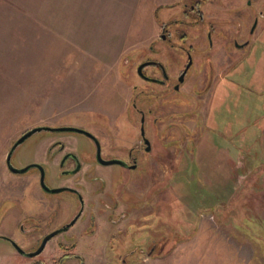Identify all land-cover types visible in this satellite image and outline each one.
I'll list each match as a JSON object with an SVG mask.
<instances>
[{
    "label": "rangeland",
    "instance_id": "rangeland-1",
    "mask_svg": "<svg viewBox=\"0 0 264 264\" xmlns=\"http://www.w3.org/2000/svg\"><path fill=\"white\" fill-rule=\"evenodd\" d=\"M173 1L178 0H139L131 33L124 37V26L131 19V0H0V264H54L62 254L54 252L55 240L61 234L49 240L34 258L14 249V244L28 246L29 232L34 228L43 234L58 224H46L47 214L41 212L42 223L23 222L27 234L23 233L20 219L39 209L41 193L35 171L15 175L7 170L5 157L13 143L36 126H75L95 134L105 156L115 158L111 154L124 155L140 144L138 109L145 114L150 152L159 153V161L150 155L147 166L133 173L116 164L102 166L106 182L100 187L83 178L79 182L86 190L103 188L93 196L96 203L99 199L110 201L111 173L122 185L128 179L125 188L133 195L148 191V206L143 212L150 210L149 219L142 234L144 238L160 237L159 245L149 255L135 253L123 261L122 240L127 238L117 236L108 243L109 234L115 230L102 223L95 210V231L81 236L76 247V253L83 254V263L264 264V80L255 82L251 74L259 63L254 66L251 55L238 68L240 74L231 77L229 71L210 103L214 79L245 54L233 46L225 48L229 33L223 37L214 32L209 74L206 66L199 73L191 72L177 93L164 98L144 95L152 84L143 83L135 65L147 57H171L159 37V23L167 19L173 23L180 17L163 8L164 2ZM260 1L264 10L263 0L256 4ZM203 8L206 21H213L216 29L227 28L215 0H208ZM250 23L245 19L243 29ZM174 27L186 33V41L172 33L171 42L195 47L194 63L199 64L192 68L197 70L204 57V33L196 37V28L183 27L179 22ZM263 28L264 17L259 19L253 38ZM263 44L264 33L257 52ZM174 52L181 62L185 60ZM202 62L206 64L207 59ZM246 105L251 106L249 111ZM256 111L262 116L253 115ZM153 117L155 127L151 125ZM261 117L262 128L252 132L254 146L246 151L242 167V154L234 145L247 143L243 132L256 128ZM57 141L64 144V150L76 151L81 159L91 161L92 142L85 134L42 130L17 146L12 156L14 167L46 161L49 154L58 152ZM59 155L50 163L55 166L53 170L45 165V183L51 188L64 181L56 167ZM73 178L68 179L71 186ZM68 195L60 191L53 196L61 199ZM7 198L17 199L19 204ZM84 224L65 234L80 233ZM137 227L129 226L127 237L140 236H136V231L140 232ZM88 239L93 240L92 250L96 252L88 249ZM62 244L69 246L71 242L63 240ZM109 247L111 256L107 255ZM71 261L73 256H68L61 264Z\"/></svg>",
    "mask_w": 264,
    "mask_h": 264
},
{
    "label": "flooded vegetation",
    "instance_id": "flooded-vegetation-1",
    "mask_svg": "<svg viewBox=\"0 0 264 264\" xmlns=\"http://www.w3.org/2000/svg\"><path fill=\"white\" fill-rule=\"evenodd\" d=\"M218 5H220V10L222 11V14H224L225 21L223 23L224 27L222 29H216V24L213 21H206L205 20V13L203 6L208 2V0H178L173 2H164L163 5H165L163 8L169 12H173L174 15L180 14L179 18H174L173 23L169 22V19L166 21H161L159 23V30H160V39L164 42L167 47H165V51L167 54L171 57H168V59L163 60L159 57H147L135 65V73L143 80V83L152 84L151 87L146 88L144 90V95H150L157 98H164L168 96L172 92H178L181 85L185 82L187 77L191 72L199 73L203 67H207V72L209 74L210 70L212 69L211 63H212V57L210 55L211 51L214 49V40L212 35L214 32H220L221 36L225 37L229 33V39L227 41L228 44L225 45V48L233 46L235 48H238L241 51H244V56L240 61L235 65L226 68L223 70L221 74H219L213 81V89L211 91V97H210V103L213 98L217 95V92L219 91V85H221V80L226 77V74L231 71L230 76H234L236 74H240V70L238 71V68H240L241 63L248 59L249 56L252 55V63L257 64L259 63V66L263 63L260 62V60L263 57L264 60V44L262 46V49L257 52V49L259 47L260 37L261 34L264 33V28L260 32L259 35H257L255 38H253V35L255 33V30L257 28V24L259 22V19H262L264 17V10L262 9L263 3L260 1L258 4V0H215ZM264 1V0H263ZM173 10V11H170ZM171 15V14H169ZM182 16V17H181ZM207 17V16H206ZM251 21L248 29H243L244 21ZM176 22L182 23L183 27H192L197 29V35L196 37L201 36V34L204 33V46L201 49V53L204 55L203 59H207V63L204 64L201 61L200 68L193 71V68L197 65L194 63L193 58V52H194V46L188 45L184 46V44H175L176 42H171V35L177 34L178 38L182 41H186V33L184 31H180L178 28L174 27ZM239 39H243L242 42H238ZM257 39V40H256ZM148 47L153 48L152 45H149ZM174 50L178 51V53L182 56H185V60L181 62L180 56H176V52ZM161 51V50H160ZM159 51V52H160ZM259 53V54H258ZM258 55V58L256 56ZM261 55V58H260ZM260 59V60H259ZM257 61V62H256ZM256 62V63H255ZM203 64V65H202ZM142 65V67L139 69V66ZM253 66V67H254ZM258 66V67H259ZM193 67V68H192ZM260 68V67H259ZM261 69V68H260ZM264 70V69H263ZM248 71V70H247ZM252 80L253 81H263L264 80V73L262 72H252L251 73ZM235 79H238L237 77ZM231 82L234 79H230ZM151 93V94H150ZM132 106L135 108L136 104L133 103ZM251 106L246 105V111H249ZM134 110V109H133ZM150 111V110H148ZM138 113L140 115V127H139V134L141 137L140 144L137 145V149L135 147L127 149L124 155L122 154H116L113 153L111 155H115V158H108L106 157L103 146L100 142V140L96 137L98 143H99V157L98 158V151H97V144L95 140L91 137L89 139L92 142L93 152L89 153V156L91 158V161L89 160H83L81 159L76 151H70V150H64L65 146L62 142L57 141V144L60 145L58 152L54 154H49L48 159L44 162H36V161H29L27 163H24L21 167H14L12 163V156L16 148L12 151L10 160L7 162V155L5 157V164L7 167V170L15 175H27L30 174V171H35L34 174L37 175V183L39 185L40 193L41 195L38 197V204L40 205L39 209L37 211H33L30 213V216L21 218L20 224L21 229L23 230V233L26 235V231L23 226V222L26 223H33V225H37L38 223H42V217L40 216L41 212H45L47 214V217H45L46 224L52 223L55 224L54 221H57L56 224H58L57 227L51 229L48 232H45L43 234H40L39 228L34 231L29 232L31 235L27 242L28 246H21L19 244H14V249L17 253H20L24 257L34 258L37 256H40L41 252L44 250L46 244L49 240L54 239L55 237H58V235L61 234V238L58 237L55 242V246H57V249L54 250V252L57 250L61 251L62 254L59 255L58 260L54 262V264H61L63 262V259L68 256H73V261H71L69 264H84L83 260V254L82 253H76V247L78 246V241L81 236L85 235L90 236V233L95 231L96 229V213L95 210L98 211V215H101V222L104 224H108L111 228L115 230V233H110L108 237V243H110L115 237L117 236H124L127 239L122 240V248H121V259L126 260V257H128L131 254L138 253V256L143 254H151L156 247H158L159 244H157V241L160 240V237H146L144 238L142 234L143 229L147 227L148 219H149V211L146 209L145 212L143 210L148 206V191L140 194V196L136 194H131L129 190H126V183L128 179L123 183V185L119 182H116V176L114 174H109L108 177L111 180V190L109 194L110 201H98L96 203V200L93 199V196H96L101 193V188H96L93 190H86L81 187L83 182H79L80 178H83L82 180L84 182L89 183H97V186L100 187L103 185L106 180L104 179L102 175V166L110 165V164H116L121 166L124 170H130L132 173L137 171L141 166L146 164L147 166V157L150 155L153 156V159L156 161H159V153H151V145L150 141L148 140V137L145 133V114L144 111L138 109ZM259 113L256 111L253 115H257ZM210 115V114H209ZM208 123V119L206 121ZM213 121H210V123ZM157 124L156 117H153L151 120V125ZM88 131V130H87ZM92 133V132H91ZM93 134V133H92ZM88 137V136H87ZM11 149V148H10ZM122 151L123 149H119ZM10 151V150H9ZM9 153V152H8ZM58 162L56 163V167L59 168V173L64 176V181L57 184L56 187H48L45 183V173L46 168L45 165L48 167L49 170H53L55 166L53 164H50L54 161V158L58 155ZM120 160L119 163H110L107 164L105 161L108 160ZM143 160L144 162L142 164L139 163V161ZM36 164V165H32ZM28 165H31L25 172L23 173H16L11 171L9 168L14 167L16 169H21L23 167H26ZM41 171H40V168ZM83 171L82 175L80 176L79 173ZM143 173H141L139 176H142ZM70 177H74L73 185L71 186L68 184V179ZM41 180L43 181L44 187L42 186ZM59 191L54 192L53 189H60ZM97 190V191H96ZM60 191H67L69 193L68 197L57 199L53 195L54 193L60 192ZM43 192H47L51 196L48 197ZM45 199L47 201H45ZM7 201L13 202L15 204H19L17 199L13 198H7ZM48 200H54L53 202H48ZM120 201V202H119ZM113 202V204H112ZM8 208L5 210V212H8ZM65 212L66 215L63 217L58 215V212ZM49 213V214H48ZM105 214V215H103ZM50 217H54L53 220H50ZM83 221H85V224L80 233H71V234H65L68 230H72L77 225H80ZM145 223V224H144ZM119 224H122V227H118ZM133 224L135 226H138L140 228L136 231V236L140 233L141 235L135 237V238H129L127 237L129 232V226L132 227ZM155 230V227H153V232ZM54 232V234L49 237L46 242L44 243L42 249L35 255L29 256V254L35 253L40 245L42 244V241L44 238ZM132 235V233H131ZM63 240L70 241L71 244L69 246L62 244ZM87 242L88 249L92 250L93 247V240L88 239ZM151 241V243H150ZM50 247V246H49ZM162 248V246H161ZM159 248V250L161 249ZM87 249V248H86ZM87 249V250H88ZM110 252L107 253L112 254L113 250L111 247H109ZM93 251V250H92ZM112 251V252H111ZM89 252V251H88ZM96 252V251H93ZM90 253V252H89ZM36 264V262H35Z\"/></svg>",
    "mask_w": 264,
    "mask_h": 264
},
{
    "label": "water",
    "instance_id": "water-1",
    "mask_svg": "<svg viewBox=\"0 0 264 264\" xmlns=\"http://www.w3.org/2000/svg\"><path fill=\"white\" fill-rule=\"evenodd\" d=\"M142 67V65L139 66V69ZM50 131V132H53V131H75V132H80V133H83L85 134L86 136L88 137H91L95 140L96 144H97V151H98V158L99 157V143L96 139V137L94 136V134H92L90 131H87V130H84L82 128H79V127H75V126H60V127H51V126H47V125H41V126H36V127H33L31 128L30 130H27L26 132H24L12 145L8 155H7V162H9L10 160V156H11V153L12 151L21 143L23 142L27 137L31 136L33 133L35 132H38V131ZM121 162L120 160H116V159H112V160H108V161H105V163L107 164H110V163H119ZM32 165H36V164H32ZM29 167H31V165H28L26 167H23L21 169H16L14 167H9L11 169V171L13 172H18V173H23L25 172ZM40 168V167H39ZM40 171H41V168H40ZM41 183H42V186L44 187V184H43V181L41 180ZM61 190L60 189H53L54 192L56 191H59ZM54 234V232H52L51 234L47 235L44 240L42 241V244L40 245V247L38 248V250L35 252V253H32V254H29V256H33L35 254H37L43 247L44 243L46 242V240L51 237L52 235Z\"/></svg>",
    "mask_w": 264,
    "mask_h": 264
},
{
    "label": "trees",
    "instance_id": "trees-1",
    "mask_svg": "<svg viewBox=\"0 0 264 264\" xmlns=\"http://www.w3.org/2000/svg\"><path fill=\"white\" fill-rule=\"evenodd\" d=\"M260 62L261 63H263V64H261L259 67L261 68H259V67H257V69H256V71L257 72H262L263 71V69H264V60H263V57H262V59L260 60ZM262 92V91H261ZM262 116V113L261 112H259V113H257V115L256 116ZM214 120V119H213ZM262 117H261V120H260V124L258 125V126H256V128H254V129H251V130H247V129H245V131L243 132V135H244V137H243V139L244 140H247V143H243V144H241V145H234V146H236L238 149H239V151H240V153L242 154V158H240V162H241V164H242V167H243V164L244 163H246L245 162V159H246V157L248 156L247 155V153H246V151L248 150V149H250V148H252L253 146H254V142H252V140L255 138V135L253 136L252 135V132L253 131H256V132H258V131H260L261 130V128H262ZM251 132V133H250ZM251 134V135H250ZM252 137V138H251ZM249 141V142H248ZM246 153V154H245ZM244 160V161H241V160ZM241 167V166H240ZM245 170V169H244Z\"/></svg>",
    "mask_w": 264,
    "mask_h": 264
},
{
    "label": "crops",
    "instance_id": "crops-1",
    "mask_svg": "<svg viewBox=\"0 0 264 264\" xmlns=\"http://www.w3.org/2000/svg\"><path fill=\"white\" fill-rule=\"evenodd\" d=\"M138 2H139V0H131V2H130V5H129V11H130V17H131V19H130V22H129V24L127 23L125 26H124V28H125V35H124V37L127 35V33H131V32H129L131 29H132V24L134 23V21H135V19H136V8L138 7ZM144 9H147V8H144ZM142 17H143V15H141ZM142 19V18H141ZM141 22V21H140ZM139 22V23H140ZM130 36V35H129ZM122 46V45H121ZM120 46V47H121ZM126 46V45H125ZM122 47H124V46H122ZM125 48V47H124Z\"/></svg>",
    "mask_w": 264,
    "mask_h": 264
}]
</instances>
